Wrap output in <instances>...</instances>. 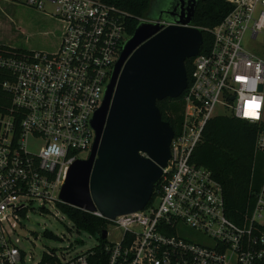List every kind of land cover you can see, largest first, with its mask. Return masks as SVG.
Masks as SVG:
<instances>
[{
	"label": "built area",
	"instance_id": "1",
	"mask_svg": "<svg viewBox=\"0 0 264 264\" xmlns=\"http://www.w3.org/2000/svg\"><path fill=\"white\" fill-rule=\"evenodd\" d=\"M24 1L43 7V0ZM49 1L60 22L55 49L0 47V264H262L264 178L238 222L226 212L221 182L193 152L220 105L219 114L258 125L254 149L264 154V58L243 42L246 31L252 39L264 32V0H226L232 7L209 29V48L190 56L181 124L154 197L114 218L90 211L112 223L119 237L107 240L105 228V237L87 249L48 248L36 260L19 245L21 215L35 203L59 207L69 166L88 156L91 119L131 35L130 13L113 3Z\"/></svg>",
	"mask_w": 264,
	"mask_h": 264
},
{
	"label": "water",
	"instance_id": "2",
	"mask_svg": "<svg viewBox=\"0 0 264 264\" xmlns=\"http://www.w3.org/2000/svg\"><path fill=\"white\" fill-rule=\"evenodd\" d=\"M197 1L170 0L156 21L139 20L125 40L91 119L92 147L69 166L62 202L114 218L149 201L174 132L156 101L179 96L187 84L185 59L197 54L203 41L192 24ZM105 235L102 229L100 236Z\"/></svg>",
	"mask_w": 264,
	"mask_h": 264
},
{
	"label": "trees",
	"instance_id": "3",
	"mask_svg": "<svg viewBox=\"0 0 264 264\" xmlns=\"http://www.w3.org/2000/svg\"><path fill=\"white\" fill-rule=\"evenodd\" d=\"M130 13L128 31L132 33L139 17L156 19L161 10L167 8L170 0H105ZM226 0H198L194 9L192 24L200 26L203 41L200 52L206 51L212 36L209 29L219 22L231 9ZM7 44L0 43V47ZM23 50H29L23 48ZM191 57L185 59L187 75L190 72ZM1 94V89H0ZM161 116L169 121L177 131L181 124L183 109L182 95L166 96L156 101ZM258 125L231 114H217L209 118L202 132V138L193 152V159L211 169L213 175L223 186L226 212L228 216L240 221L251 211L254 191L264 178V154L255 151L254 141ZM158 180L153 186L151 199L159 186ZM59 208L68 214L78 230H85L97 239H101V230L109 222L106 218L59 202ZM264 264V262L262 263Z\"/></svg>",
	"mask_w": 264,
	"mask_h": 264
},
{
	"label": "rangeland",
	"instance_id": "4",
	"mask_svg": "<svg viewBox=\"0 0 264 264\" xmlns=\"http://www.w3.org/2000/svg\"><path fill=\"white\" fill-rule=\"evenodd\" d=\"M23 9L13 13L4 6L0 10V42L14 47L53 50L59 41L60 22L54 17V6L49 0H43V7L37 9L25 3ZM144 18V17H143ZM20 25L18 29L15 23ZM244 44L257 54L264 56V32H259L256 38L250 37L246 31ZM215 113H224L218 105ZM264 117V112H263ZM87 155V151L79 153ZM156 201V200H155ZM49 210L40 208L38 203L21 215L15 233L21 238L19 245L27 253L31 252L33 260L40 258L45 249L59 248L70 245L73 250H84L98 243V239L85 230H78L68 214L56 206H47ZM107 240H115L120 231L112 223H107ZM50 231L53 235H48Z\"/></svg>",
	"mask_w": 264,
	"mask_h": 264
},
{
	"label": "crops",
	"instance_id": "5",
	"mask_svg": "<svg viewBox=\"0 0 264 264\" xmlns=\"http://www.w3.org/2000/svg\"><path fill=\"white\" fill-rule=\"evenodd\" d=\"M22 1L23 0H0V10L3 11V9H5L4 6H7L10 8L11 12L16 13V11H20L23 9V4L21 3ZM13 22H14V20H13ZM14 25H16V27L18 29L20 28V25L18 23H15ZM0 43H2V42H0ZM262 57L264 58V56H262ZM263 122H264V117H263Z\"/></svg>",
	"mask_w": 264,
	"mask_h": 264
}]
</instances>
